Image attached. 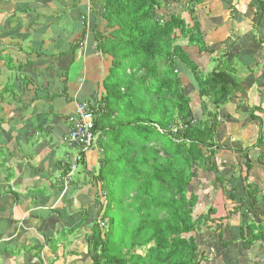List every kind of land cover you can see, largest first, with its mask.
<instances>
[{
  "label": "trees",
  "instance_id": "trees-1",
  "mask_svg": "<svg viewBox=\"0 0 264 264\" xmlns=\"http://www.w3.org/2000/svg\"><path fill=\"white\" fill-rule=\"evenodd\" d=\"M225 1L224 13H238L231 0ZM178 4L181 11L172 13V7ZM255 6H264V0H253L249 8ZM221 10L220 6L212 10L204 0L102 1L100 15L105 25L102 31L95 28L91 39L98 51L112 59V65L103 83L105 95L100 104L89 105L96 113L95 146L80 154L90 181L100 185L95 202L87 201V206L72 209L71 201L66 199L58 206L61 211L54 208L52 214L38 219V227L44 221L42 227L48 230L58 221L52 215L60 220L62 215L70 220L74 211L75 216L81 215L78 222L65 224L59 238L43 235L55 260L57 243L84 225L91 231L83 252L90 264H206V251L213 250L210 238L218 243L214 245L215 256L217 251H224L220 256L223 264L264 263L263 258L245 261L264 246V194L254 182L242 185L245 179L241 178L242 172L246 180L249 177L253 168L251 152L264 146V136L260 134L255 144L245 148L240 142L224 146L217 137L223 118L229 117L218 114V109L233 102L237 93L245 95L236 80L237 68L248 70L255 61V52L262 49L258 46L264 42L257 28L252 47L238 44L240 37L223 40L229 34L220 41L214 38L224 22ZM201 20L212 23L208 30ZM191 47L198 49L196 54L201 59L212 56L203 61L209 64V70L196 62ZM261 59L263 55L256 64ZM184 76L190 85L184 84ZM193 91L198 103L192 101ZM252 112V121L260 118L256 119L254 112L264 114L261 106H255ZM224 150L235 154L236 161L220 163L217 156ZM92 151L98 152L96 175L95 168H86V155ZM8 153L16 160V145ZM238 157L243 159L245 170L239 167ZM24 158L21 154L18 159ZM62 161L53 166L55 173L60 172L56 184L58 188L67 186L73 193L76 189L69 187V182L65 184L70 162ZM257 162L264 168L262 155H258ZM199 173L213 176L210 188L220 192L221 199L226 192L224 196L234 203L229 208L222 201L228 217L218 218L226 220L224 227L228 230L238 229L231 239L225 240L222 229H214L207 236L208 242L200 234L201 227L208 228V223L218 221L211 195L207 192L208 202H200L194 190ZM224 186H229V191ZM92 205L98 209L95 218L89 214ZM235 215L239 221L231 225ZM239 242L242 252L236 246ZM24 252L30 255V248L25 246Z\"/></svg>",
  "mask_w": 264,
  "mask_h": 264
},
{
  "label": "crops",
  "instance_id": "crops-1",
  "mask_svg": "<svg viewBox=\"0 0 264 264\" xmlns=\"http://www.w3.org/2000/svg\"><path fill=\"white\" fill-rule=\"evenodd\" d=\"M102 1L0 0V126H3L0 136L6 137L5 153L16 145L18 154L14 157L16 160L5 164L9 161L6 158L0 163V264H76L79 255L85 252V248L68 250L70 240L80 241L75 239L77 234L68 235L57 243L55 256L58 260L53 258L50 244L44 242L45 233L59 238L65 224L78 220L74 212L70 213V220L61 217L63 221L58 215H52L58 221L48 230L42 227L44 221L38 227V219L52 214L54 208L60 209L58 206L66 199L71 201L72 209H79L95 197L93 191L82 190L92 183L86 171L81 182L73 176L76 171L68 180V186L76 189L71 193L67 186L58 188L59 175L53 171V166L72 153L65 151L58 156L56 150L64 144L62 139L67 133L68 119L77 104L88 103L94 107L105 95L103 83L109 76L112 59L98 51L91 39L95 28L102 31L105 25L100 15ZM209 1L215 9L219 7L218 1L222 2L220 13L224 17L223 3L226 1L204 0L207 4ZM245 1L243 7L237 0H231L241 14L247 11L250 2L253 3V0ZM258 31L264 42V30ZM213 37L217 38L218 34ZM258 47L264 49V43ZM261 55L264 56L257 50L252 66L246 71L238 70L243 90L253 84L252 96L264 83V73L259 74L264 70V59L256 64ZM252 68L259 70L254 73ZM253 79L256 80L250 84ZM255 106L264 107V101ZM255 122L258 126V121ZM2 147L0 139V149ZM256 149L264 157V146ZM5 153L0 151L2 157ZM21 154L24 159H18ZM88 154L86 166L90 165L87 167L90 170L95 168L98 157L89 163L90 157L97 153ZM257 186L263 195L264 186ZM25 246L30 248V255L24 252ZM259 249L262 256H257L258 251H255L252 260L264 259V246Z\"/></svg>",
  "mask_w": 264,
  "mask_h": 264
},
{
  "label": "rangeland",
  "instance_id": "rangeland-1",
  "mask_svg": "<svg viewBox=\"0 0 264 264\" xmlns=\"http://www.w3.org/2000/svg\"><path fill=\"white\" fill-rule=\"evenodd\" d=\"M246 2L247 1H245V0H241L240 2H238V0H237L238 5H240L242 3L243 7H244V4ZM182 3H184V1L179 3V4H182ZM179 4L172 7V9H171L172 13H178L179 11H181L178 8V7H180ZM208 4L211 6V9L213 10L214 9L213 3H211V1H209ZM218 5L222 6V2L218 1ZM232 5H234V7L237 6L234 2L232 3ZM197 8H199V7H197ZM245 9H246V6H245ZM247 11H248L247 18L245 20V23L247 25H246L245 29L246 30L249 29L250 28V23H251L253 28H257V31H258V29L264 30V25L263 24H255V23L252 22V20L250 21V18H251L250 14L252 13V10L250 8H248ZM230 13H232L231 19L229 18V14ZM225 14L226 15L223 17L224 18V22L227 23L230 26L237 24V26H236V28H237L239 26V24L237 23L238 13L227 11ZM183 17H187V16L185 14H183ZM242 20H243V18H242ZM260 20H262L263 23H264V14L262 15V18ZM200 22L203 25L202 27L204 29H206V30H208L210 28V25L212 24L211 22L202 23V20ZM223 28H224L223 22H221V26L219 27V31L216 33V34H218L217 38H219V41L224 36ZM236 28H234L232 30L233 34H234ZM230 32H231V30H230V28L228 26L225 29V34H230ZM248 36L249 37L246 40L247 42L246 41L245 42L244 41H240V42H238V44H241V43L243 44L244 43V44H248L250 47H252L253 46L252 44H254L253 38L250 35H248ZM223 40H225V39H223ZM230 40H232V39H230ZM259 53L260 54H264V49H260ZM219 54H220V51L217 53V55H219ZM201 61H200V58L197 59V63L198 64L204 65V66H202L203 69L205 68L206 70H209V64L208 63L205 64L203 62L204 60L202 61V63H203L202 64ZM251 66L252 65H250V67ZM237 69L240 70L239 68H237ZM252 69H253L254 73L259 70V69L258 70L255 69V68H252ZM260 72L261 73H259V74L262 75L264 73V70L263 71L260 70ZM108 73L110 74L109 70H108ZM255 75L257 76L258 74H255ZM244 76L245 75H243L242 78H245ZM239 77H240V74H239V76L237 74V78H239ZM236 80H237V82L240 81L239 79H236ZM254 80H256V79H253L250 82V84L254 83L253 82ZM186 81L187 82H184V84L190 85V80L186 78ZM252 85H249V86L247 85L246 89L244 90V94H245L244 96L241 94V92L237 93L235 95L234 103H230L228 105V107H223L221 109H218V111H217L218 114H227V115H229V117H225V118H223L222 115H219L221 118H223V121H222V123L219 125V127L217 129V130H219L217 137H219V142L221 144H223L224 146L230 145L232 142H240V143H243V145H244L243 148H245V147H249V146H252L253 144H255V138L257 139V137L260 134H262V136H264V114H262V113L259 114V113H257L258 111L254 112L253 116L256 119H257V117H260L259 118L260 123H259V121L257 122L258 126L255 124L256 123L255 121L251 120V117H250V115H252L251 114L252 110L255 109V105H257L258 102L264 101V97H262V98L260 97L261 95L264 94V83L262 84V86L260 85L262 88H258V91L254 92L256 94L253 95V96L251 95V93H252V91H255V89H253V87L251 88ZM194 91L190 94V96L192 98V101H194V103H198V98H197V96H196ZM195 105L196 104H191L192 107H196L197 106V105L196 106ZM0 107H1V105H0ZM261 108H263V110H264V107L261 106ZM210 110L214 111L215 109L210 107ZM0 128H3V126H0ZM0 139H2V142H3V147L0 149V151L5 153L4 150L6 149L7 146H6L5 142H4V140H6V137L0 136ZM65 151L66 152L70 151V152L74 153V150L69 149L66 146V144H62V146H58V148L56 150V154L58 156H60ZM224 151L225 152H222V153H220L217 156V158H219L221 160L220 163L221 162L222 163H226V161L228 163H230V162L232 163V162L236 161L235 154H233L231 151H228V150H224ZM95 153L98 154L97 151H92V152H90L88 154V156H92ZM97 154L94 155L93 157H90L89 163H93L94 160H96V158L98 157ZM256 154L260 155L259 152L257 151V149L256 150L254 149V151L251 152V157H252L251 160H252V163H253V168H252V170L249 171V177L247 178V180H246L245 172L242 173L241 178L243 180L245 179L244 182L242 183V185L254 182L255 184H259L260 186H264V179H263L264 178V174H263V171H264L263 169L264 168L262 167L260 162L259 163L257 162ZM5 155L6 156H3V157L0 155V158L2 157L0 159V163H3L6 160V158H7V160H9L8 162H12L14 160L13 158H11L12 156H9V153L8 154L5 153ZM223 161H225V162H223ZM237 161L240 164L239 167L242 168V166H243V170H245L244 165H243V159L241 157H238ZM8 162H6V163H8ZM95 165L96 166H95V169H94L93 172L96 175L97 174V169H98V159H97V162H96ZM89 166H86V168L87 167L89 168ZM90 169H92V167ZM73 176L80 182L84 179V177L86 176V173H85L84 167L81 164L78 165V168H77V170H76V172L74 173ZM212 181H213V176L199 173L198 174V179L193 182V185H194L193 187H194V190H196L197 194L199 195L198 198H199L200 202L201 201L206 202V203L208 202V198L206 196L207 192L209 194L208 196L211 195V199L215 202L213 207L217 208V214L214 217L217 218L216 221H218L219 220L218 218L221 217V216L223 217V216L226 215L225 218L228 217V214H227L228 213V209L227 210H223L222 209L223 208L222 207V201H223V204H227V205L229 204V208H231V206H234V203H232L230 200H228L226 198V196H224L226 192L222 195V199H221V196H219L220 192H218V194H217V192H216L217 190H213L212 188H210L211 184H212ZM99 185L100 184L95 186L94 183L92 182L88 186H83L82 190H83V192H85L86 189H87L88 192L93 191L96 194L98 192ZM224 189L226 191H229L230 187L229 186H227V187L224 186ZM95 194L93 196H95ZM95 200H96V198L94 197L93 202H95ZM100 202H102V200H100ZM93 210H94V205H92V207L90 209V213H89L90 215L94 216V217H91V218H95L98 209H96L94 211ZM64 217H67V216H65V215L63 216L62 215V218H64ZM80 217H81V215L79 216V218ZM75 221L78 222L79 220L76 219ZM238 221H239V217L235 215V219H234V221L232 222L231 225H236L238 223ZM247 223H249V222L247 221ZM216 224H218V226L221 225L223 227L215 228ZM216 224L208 223V228L209 229L205 228V227H201V229H200V234L202 235V238L206 237L204 240H206L207 242L211 239L210 240L211 244L213 243L212 244L213 250H207L206 251V254L209 255L208 256V260H207L208 264H223L220 261L221 260L220 256L224 253V251H222V252L217 251L216 256H215L216 249H215L214 245L215 244L218 245V243H217L216 239L210 238V237H207V236L209 234H212L214 232V229H217V230L222 229V230H224V238H225V240H227V239H231L232 236L236 235L237 231H238V229L236 227H231L230 230L225 228L224 226L226 224V220L218 221V223L216 222ZM75 234L78 235L77 238H75V239H78L80 241L77 242V243H74L72 240H70L69 244L67 246V247H69L68 250H70L72 247H74L76 249L77 248L78 249L85 248L86 245H85L84 241H85L86 237H89L91 235V231L88 228H86L84 225H82V226H80L78 231L75 232ZM232 234H234V235H232ZM213 236H216V234H213ZM240 245H241V242H239L236 246L239 247L240 252H242V249H241ZM132 252H134L133 249H132ZM258 254H259V256H262V253H261L260 249L257 252V256H258ZM79 256H80L78 258L79 264H90V262L88 261V259L84 255V253L82 255H79ZM263 256H264V254H263ZM214 259L216 261H213ZM251 259H252V254L248 258H245V261L246 262H250ZM214 262H216V263H214Z\"/></svg>",
  "mask_w": 264,
  "mask_h": 264
},
{
  "label": "built area",
  "instance_id": "built-area-1",
  "mask_svg": "<svg viewBox=\"0 0 264 264\" xmlns=\"http://www.w3.org/2000/svg\"><path fill=\"white\" fill-rule=\"evenodd\" d=\"M96 113L87 104H77L75 112L68 119L67 133L63 142L72 148L74 153L67 155L62 162L69 161V172L65 178V184L71 180L73 173L81 163V152L87 153L96 143L94 122ZM60 177V172H58Z\"/></svg>",
  "mask_w": 264,
  "mask_h": 264
},
{
  "label": "clouds",
  "instance_id": "clouds-1",
  "mask_svg": "<svg viewBox=\"0 0 264 264\" xmlns=\"http://www.w3.org/2000/svg\"><path fill=\"white\" fill-rule=\"evenodd\" d=\"M223 1V0H222ZM250 4H253L252 2L251 3H249V5ZM249 5H248V7H247V10H248V8H249ZM252 10V13L250 14V21L252 20V22L253 23H255V22H258V21H261L260 19L262 18V15L264 14V6H262V7H259V8H257L256 6L254 7V9H251ZM237 11V10H236ZM238 12V11H237ZM239 13V12H238ZM247 13H248V11H246V12H244L243 14H241V13H239V15H238V17H237V23L239 24V26L236 28V26H237V24H235V25H228L227 23H225V22H223V26H224V28H223V34L225 35V29L229 26V28H230V30H231V32H230V34H229V36L227 37V38H223V39H228V38H230L231 37V39L234 41L235 40V38L236 37H240L241 39L238 41V42H240L242 39H245L246 37H249L248 35H250V36H253V33L255 32V28H253L252 27V25H251V23H250V30L249 29H245L246 28V23H245V20H246V18H247ZM242 18H243V20H242ZM245 23V24H244ZM243 25L245 26V27H243ZM263 25H264V23H263ZM234 28H236V30H235V32H234V34L232 33V30L234 29ZM237 34V35H236ZM84 42V41H83ZM190 51H192V52H194L195 53V60H196V62H197V59L198 58H200V57H198L197 56V52H198V49L196 48V47H191L190 48ZM218 53V52H217ZM216 53V54H217ZM216 54H214L215 56H216ZM213 55V56H214ZM212 56H209L208 58H203V59H201L200 58V61L202 60H207V59H210ZM239 72V71H238ZM238 72H237V74H238ZM236 74V75H237ZM185 77V76H184ZM186 78V77H185ZM188 79V78H187ZM80 104H86V103H80ZM87 105L89 106L90 104H88L87 103Z\"/></svg>",
  "mask_w": 264,
  "mask_h": 264
}]
</instances>
